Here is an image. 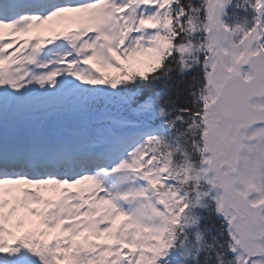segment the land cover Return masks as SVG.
Returning <instances> with one entry per match:
<instances>
[{
	"label": "snow or ice",
	"instance_id": "snow-or-ice-1",
	"mask_svg": "<svg viewBox=\"0 0 264 264\" xmlns=\"http://www.w3.org/2000/svg\"><path fill=\"white\" fill-rule=\"evenodd\" d=\"M0 264H264V0H0Z\"/></svg>",
	"mask_w": 264,
	"mask_h": 264
}]
</instances>
